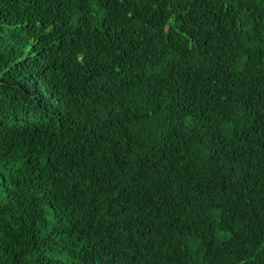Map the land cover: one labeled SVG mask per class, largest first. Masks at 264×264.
I'll list each match as a JSON object with an SVG mask.
<instances>
[{"label":"trees","instance_id":"1","mask_svg":"<svg viewBox=\"0 0 264 264\" xmlns=\"http://www.w3.org/2000/svg\"><path fill=\"white\" fill-rule=\"evenodd\" d=\"M0 264H264V0H0Z\"/></svg>","mask_w":264,"mask_h":264}]
</instances>
